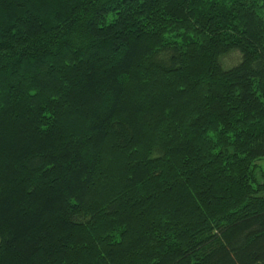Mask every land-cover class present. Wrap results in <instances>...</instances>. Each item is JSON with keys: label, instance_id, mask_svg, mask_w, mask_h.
Returning a JSON list of instances; mask_svg holds the SVG:
<instances>
[{"label": "trees", "instance_id": "obj_1", "mask_svg": "<svg viewBox=\"0 0 264 264\" xmlns=\"http://www.w3.org/2000/svg\"><path fill=\"white\" fill-rule=\"evenodd\" d=\"M258 160L264 0H0V264H264Z\"/></svg>", "mask_w": 264, "mask_h": 264}, {"label": "rangeland", "instance_id": "obj_2", "mask_svg": "<svg viewBox=\"0 0 264 264\" xmlns=\"http://www.w3.org/2000/svg\"><path fill=\"white\" fill-rule=\"evenodd\" d=\"M240 60V55L236 51H231L219 58L220 65L223 69H229L235 66ZM256 173L259 178H264V160H258L256 162Z\"/></svg>", "mask_w": 264, "mask_h": 264}]
</instances>
